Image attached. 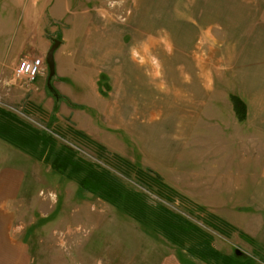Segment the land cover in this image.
Segmentation results:
<instances>
[{
    "label": "rangeland",
    "instance_id": "obj_1",
    "mask_svg": "<svg viewBox=\"0 0 264 264\" xmlns=\"http://www.w3.org/2000/svg\"><path fill=\"white\" fill-rule=\"evenodd\" d=\"M27 1H0V170L21 174L0 264H218L186 252L206 235L222 255L264 264V0ZM54 39V75L47 83L45 64L34 96L13 70L45 60ZM128 77L142 127L131 134L104 112L123 106ZM58 152L74 171L53 167ZM89 169L119 180L118 200L79 186ZM146 169L183 199L145 187ZM130 191L144 195L142 218L122 201ZM158 205L196 229L174 243Z\"/></svg>",
    "mask_w": 264,
    "mask_h": 264
},
{
    "label": "trees",
    "instance_id": "obj_2",
    "mask_svg": "<svg viewBox=\"0 0 264 264\" xmlns=\"http://www.w3.org/2000/svg\"><path fill=\"white\" fill-rule=\"evenodd\" d=\"M231 101L235 115L238 119H242L245 114V106L243 102L234 96H231ZM53 161V167H57V164L59 163L58 166L60 168V171H62V169L65 170L67 166H70L71 171H74L77 167L76 163L69 161L68 158H63L61 152H58L53 156ZM117 167L121 168L120 165ZM136 173L137 178L143 185H145V187L150 188L149 186L151 185H155L158 188L160 187V190L158 191H162L160 192V195L167 201H171V194H174L175 196L183 199L182 196L177 194L169 186L165 185V183L162 182L160 176H158L151 170L146 169L143 172L139 171ZM144 176H147L148 178L145 179ZM149 179H151L153 182H150ZM77 182L83 190L91 192L92 194L99 196L107 202L112 203L118 200L120 196V194L116 193L115 187V185H120L119 180H117L116 177L110 176L108 172L100 174L94 169H89L87 170L85 176L78 179ZM143 198L144 195L141 192L130 191L126 194V197L122 199V201L131 209V211L129 212H131V214H134L131 216H135L137 218H142V216H144V213L146 212V205ZM156 212L161 215L160 227L163 231H165L169 239L176 244L180 242L177 234H179L181 231H186L194 228L196 229L195 225L189 220L185 219L182 215L170 213L161 205L157 206ZM165 214H167V216ZM173 219L176 220L173 221ZM204 220L205 224L209 225L213 229L218 230L221 233H226V228H231L227 222L216 216L207 214V218H205ZM210 240L211 237L209 235H206L199 242L193 243L189 247H187L186 252L188 254L197 256L206 263L213 261L217 262L218 264H253L252 258L247 257L244 254L233 253L232 256L222 255L211 246Z\"/></svg>",
    "mask_w": 264,
    "mask_h": 264
},
{
    "label": "crops",
    "instance_id": "obj_3",
    "mask_svg": "<svg viewBox=\"0 0 264 264\" xmlns=\"http://www.w3.org/2000/svg\"><path fill=\"white\" fill-rule=\"evenodd\" d=\"M3 4H16L17 0H0ZM35 0H28L27 3H33ZM4 11V10H3ZM4 16V15H2ZM8 16V15H6ZM112 40V39H111ZM110 39H106V41L114 42V40L111 41ZM133 67L131 65L128 66L129 74L131 73V69ZM114 73V72H113ZM41 75H38L34 78L31 83L28 85L19 86L23 87L25 90H31L33 92L34 96L36 93H38L40 87L42 86V80H37ZM139 79V78H138ZM115 82V80H114ZM124 89H123V96L121 97L124 101L123 106L116 109L115 103L110 102L109 107L104 110V112L108 115V125L109 127H113V129L117 128L116 130L124 131L125 134H131L132 131L140 132L142 127L136 123L133 125V117H132V111H131V100L133 99V93H132V79L128 77L127 79H124ZM59 91H62L58 88ZM115 93V92H114ZM139 94H137L134 98H137ZM140 98V97H138ZM189 99V97H188ZM117 115V117H116ZM78 129V128H77ZM81 129V128H80ZM2 145H0V149H2ZM0 156V158H2ZM2 161V159H0ZM21 183V174L18 169H14L13 167L6 168L4 170H0V244H3L7 240V231L5 229L8 228V225L4 222V214L8 211L6 208V204H8L13 197L17 195L19 185ZM171 262V261H170ZM169 264H174L171 262ZM164 264V263H163ZM168 264V263H166Z\"/></svg>",
    "mask_w": 264,
    "mask_h": 264
},
{
    "label": "built area",
    "instance_id": "obj_4",
    "mask_svg": "<svg viewBox=\"0 0 264 264\" xmlns=\"http://www.w3.org/2000/svg\"><path fill=\"white\" fill-rule=\"evenodd\" d=\"M45 70L44 58L36 56L31 58H22L13 70L14 79H24L28 83L43 73Z\"/></svg>",
    "mask_w": 264,
    "mask_h": 264
},
{
    "label": "water",
    "instance_id": "obj_5",
    "mask_svg": "<svg viewBox=\"0 0 264 264\" xmlns=\"http://www.w3.org/2000/svg\"><path fill=\"white\" fill-rule=\"evenodd\" d=\"M60 41L57 39L53 40L52 45L48 49V51L45 54V64L47 66L48 75H47V83H49V80L54 75L55 72V64H54V51L58 47Z\"/></svg>",
    "mask_w": 264,
    "mask_h": 264
}]
</instances>
